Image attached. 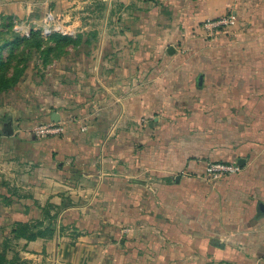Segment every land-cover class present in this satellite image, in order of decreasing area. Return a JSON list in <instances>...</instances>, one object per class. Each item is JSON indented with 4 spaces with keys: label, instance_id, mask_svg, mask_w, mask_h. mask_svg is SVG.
Masks as SVG:
<instances>
[{
    "label": "crops",
    "instance_id": "crops-1",
    "mask_svg": "<svg viewBox=\"0 0 264 264\" xmlns=\"http://www.w3.org/2000/svg\"><path fill=\"white\" fill-rule=\"evenodd\" d=\"M42 1L0 0V16H29ZM86 1L70 0V15ZM102 1L121 19L100 42L117 65L72 113H49L63 132L30 135L11 119L8 134L11 110L0 115V246L13 222L66 199L53 237L14 239L26 264H264V101L258 126L236 100L264 96V67L247 93L223 73L214 79L212 58L166 52L202 42L209 19L252 15L253 0ZM241 158L240 173L204 178L208 162Z\"/></svg>",
    "mask_w": 264,
    "mask_h": 264
},
{
    "label": "rangeland",
    "instance_id": "rangeland-1",
    "mask_svg": "<svg viewBox=\"0 0 264 264\" xmlns=\"http://www.w3.org/2000/svg\"><path fill=\"white\" fill-rule=\"evenodd\" d=\"M69 3L70 0H46L42 1L29 16H0V32L4 35H9L6 24L10 22L13 23L12 30L19 31L22 35H29L33 29L39 31L42 37L48 38L56 33L53 32L56 28L74 38L79 34L83 35L80 44L70 45L68 51L59 56L51 53L49 60L45 59L43 52L33 51L28 67L18 83L7 93L0 94V106H2L0 115L3 114V109L11 110V115L7 117L8 120L12 119L16 124L23 122L26 127L21 128L30 135L36 136L35 129L41 120L47 119V122H51L49 113L56 106L68 109L72 113L71 110L76 107L75 101H81L82 104V101L86 99L85 95L89 96L98 89L102 77L110 76L107 70L117 65L112 57L106 61L107 50L101 48L100 42L106 24L110 31L120 30L116 28L121 21L118 15L114 13L107 15L108 5L102 0H87L77 5L74 15H70ZM260 6L261 0H253V9L249 13L252 15L241 16L239 19L232 12H228L205 21L198 34L202 42L194 36L192 37L194 41L190 44L180 43L176 46L177 49L170 54H175L174 52L178 50L183 53L182 55L212 58L209 65L214 71V79H216V74L223 73L225 74L223 77L235 82L239 89L245 87L246 92L249 93V87H255L257 90L253 92H258L261 87L259 75L261 68L264 67L259 60L264 56V17H262ZM111 9H114V12L115 9L120 10L115 4L111 6ZM227 19L234 20V22L214 24L216 21L218 23V21ZM110 34L120 33L116 31ZM166 52L168 53L167 50ZM110 53L118 54V51L114 49ZM123 54L124 52L119 55ZM119 57L117 62H119ZM122 58L123 56H121L119 65L123 68V72L127 64ZM236 100L238 105L250 106L251 110L248 109V113L252 112L259 126L261 123L260 108L264 96L248 94L240 96L238 94ZM81 108L83 112L85 106ZM70 117L74 119V115ZM77 117L84 118L83 115ZM213 163L234 165L239 168L234 172L215 176L208 170ZM254 165L258 166V164ZM243 167L238 164V161H211L207 164L204 178L217 181L240 173ZM11 244L13 251L10 252V256L17 254L21 257L18 249L22 247V244L14 241ZM60 264H68V261L64 260Z\"/></svg>",
    "mask_w": 264,
    "mask_h": 264
},
{
    "label": "trees",
    "instance_id": "trees-1",
    "mask_svg": "<svg viewBox=\"0 0 264 264\" xmlns=\"http://www.w3.org/2000/svg\"><path fill=\"white\" fill-rule=\"evenodd\" d=\"M6 26L9 35L0 32V94L7 93L18 83L28 67L33 51L43 52L45 59L49 60L51 53L59 56L67 52L70 45L77 46L83 40L82 34L74 38L58 32L44 38L39 31L33 29L29 35H22L19 31L12 30V22L7 23ZM94 35H96L95 32ZM79 115H74V119L81 120L77 117ZM70 203L66 199L59 205L49 203L43 207L41 219L13 222L12 236L6 238L0 246V264H26V261L17 254L10 256V252L13 251L11 243L14 239L20 238L35 240L40 237H53L58 232V218L70 206ZM59 228L63 231L65 226Z\"/></svg>",
    "mask_w": 264,
    "mask_h": 264
},
{
    "label": "built area",
    "instance_id": "built-area-1",
    "mask_svg": "<svg viewBox=\"0 0 264 264\" xmlns=\"http://www.w3.org/2000/svg\"><path fill=\"white\" fill-rule=\"evenodd\" d=\"M230 21H231V23L234 22V20H228L227 19V20L218 21V23L216 21L214 24H219V23L226 24V23H229ZM48 31H50V30H48ZM53 32H58V33H61L63 35H66L65 31L59 30L58 28L54 29ZM62 131H63V127L59 122H56V121L41 122L36 127L35 134H36V136L44 137V136H47L49 134L60 133ZM238 168H239V166L227 165V164H221V163H213L212 165H210L208 170L213 175L219 176V175L226 173V172H234Z\"/></svg>",
    "mask_w": 264,
    "mask_h": 264
},
{
    "label": "water",
    "instance_id": "water-1",
    "mask_svg": "<svg viewBox=\"0 0 264 264\" xmlns=\"http://www.w3.org/2000/svg\"><path fill=\"white\" fill-rule=\"evenodd\" d=\"M175 50V47L173 45L169 46L167 51L169 53H172L173 51ZM61 119L60 115L58 112H54L53 115H52V120L53 121H56V122H59ZM4 130L8 133V134H13L14 132V128H13V125H12V120H9L8 122L5 123L4 125ZM245 161L244 159H239L238 160V164L240 165H244ZM262 207H264V205H262Z\"/></svg>",
    "mask_w": 264,
    "mask_h": 264
}]
</instances>
